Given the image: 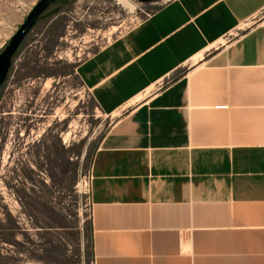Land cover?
Masks as SVG:
<instances>
[{"label":"crops","instance_id":"1","mask_svg":"<svg viewBox=\"0 0 264 264\" xmlns=\"http://www.w3.org/2000/svg\"><path fill=\"white\" fill-rule=\"evenodd\" d=\"M74 73L120 112L89 165L92 264H264V0H167Z\"/></svg>","mask_w":264,"mask_h":264},{"label":"rangeland","instance_id":"2","mask_svg":"<svg viewBox=\"0 0 264 264\" xmlns=\"http://www.w3.org/2000/svg\"><path fill=\"white\" fill-rule=\"evenodd\" d=\"M35 1L0 0V50ZM166 1L70 0L19 46L0 85V264H92L83 181L120 112L74 68Z\"/></svg>","mask_w":264,"mask_h":264},{"label":"water","instance_id":"3","mask_svg":"<svg viewBox=\"0 0 264 264\" xmlns=\"http://www.w3.org/2000/svg\"><path fill=\"white\" fill-rule=\"evenodd\" d=\"M57 0H36L25 14L22 21L9 36L3 48L0 50V85L6 78L7 72L11 66L13 56L17 52L22 41L33 27L39 16L46 8ZM140 2H149L154 0H137Z\"/></svg>","mask_w":264,"mask_h":264},{"label":"built area","instance_id":"4","mask_svg":"<svg viewBox=\"0 0 264 264\" xmlns=\"http://www.w3.org/2000/svg\"><path fill=\"white\" fill-rule=\"evenodd\" d=\"M84 182V187H85V213L87 216V219L89 220L90 218V212H91V202L89 198V172L85 178Z\"/></svg>","mask_w":264,"mask_h":264},{"label":"bare ground","instance_id":"5","mask_svg":"<svg viewBox=\"0 0 264 264\" xmlns=\"http://www.w3.org/2000/svg\"><path fill=\"white\" fill-rule=\"evenodd\" d=\"M122 2H123V1H122ZM124 2H125V1H124ZM124 2H123V3H124ZM125 3H126V2H125ZM127 4H128V3H127ZM130 7H131V6H130Z\"/></svg>","mask_w":264,"mask_h":264}]
</instances>
